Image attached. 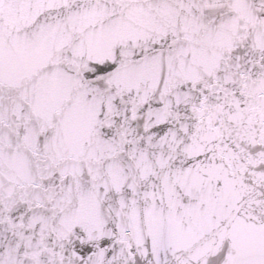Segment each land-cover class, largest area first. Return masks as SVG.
<instances>
[{"label": "snow or ice", "instance_id": "1", "mask_svg": "<svg viewBox=\"0 0 264 264\" xmlns=\"http://www.w3.org/2000/svg\"><path fill=\"white\" fill-rule=\"evenodd\" d=\"M0 264H264V0H0Z\"/></svg>", "mask_w": 264, "mask_h": 264}]
</instances>
